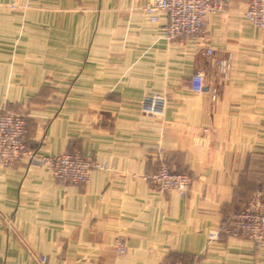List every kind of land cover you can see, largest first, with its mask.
Instances as JSON below:
<instances>
[{
	"label": "crops",
	"instance_id": "1",
	"mask_svg": "<svg viewBox=\"0 0 264 264\" xmlns=\"http://www.w3.org/2000/svg\"><path fill=\"white\" fill-rule=\"evenodd\" d=\"M13 1L0 0V106L26 113L37 153L107 166L65 185L26 161L0 165V264H253V243L226 232L264 191V31L244 17L250 0L210 15L203 39L175 40L165 12L146 17L149 0ZM146 95L167 97L162 115L141 111ZM163 161L191 175L186 194L154 187Z\"/></svg>",
	"mask_w": 264,
	"mask_h": 264
},
{
	"label": "built area",
	"instance_id": "2",
	"mask_svg": "<svg viewBox=\"0 0 264 264\" xmlns=\"http://www.w3.org/2000/svg\"><path fill=\"white\" fill-rule=\"evenodd\" d=\"M14 0L10 5L19 8ZM37 0H27L33 3ZM229 0H149L143 7L146 17L155 23L160 22L159 13L165 12L167 19L162 22V29L168 40L175 39H203L207 18L216 13H224ZM248 23L264 31V0H250L244 12ZM203 54L212 55L211 47L204 46ZM224 68L229 67V62H222ZM191 89L195 93L204 94L208 91L206 72L197 69L191 77ZM167 104L165 95H146L140 102V109L145 114L162 115ZM28 127L26 118L22 113L11 110L7 106L0 107V165L12 166L18 161H26L30 165L41 166L48 169L51 175L59 182L69 184L86 183L93 170L105 169L106 164L95 160L89 153L67 151L58 154H39L27 146ZM191 175L187 172L171 170L166 162L150 175L154 187L159 191H177L186 194L191 185ZM264 195L262 192L247 204L240 213L231 216L227 226L230 235H245L253 237L254 233L264 229ZM256 221L258 223L253 224ZM219 231L209 233V240L218 239ZM118 250H125L123 239L116 241ZM39 264H48L47 257L34 255ZM164 264H187L185 261H167ZM189 264V263H188Z\"/></svg>",
	"mask_w": 264,
	"mask_h": 264
},
{
	"label": "rangeland",
	"instance_id": "3",
	"mask_svg": "<svg viewBox=\"0 0 264 264\" xmlns=\"http://www.w3.org/2000/svg\"><path fill=\"white\" fill-rule=\"evenodd\" d=\"M31 3H26L24 5H22L21 7L22 8H30L31 7ZM3 106H7L8 107V103L7 104H4L0 107H3ZM13 111H17L19 113H22L25 118L27 117L26 113L24 112H20L18 110H15V109H11ZM27 123V122H26ZM28 137H29V128H28ZM28 140V139H27ZM27 146H28V142H27ZM29 149H31L32 151H36L34 149H32L31 147L28 146ZM78 151V150H77ZM37 152V151H36ZM64 152H67V151H64ZM79 152H82V151H79ZM63 153V152H61ZM83 153V152H82ZM41 155V154H40ZM180 172V171H179ZM189 174V173H188ZM190 175V174H189ZM192 179V178H191ZM192 182V180H191ZM165 192V191H163ZM259 192H262L263 195H264V191L263 190H258L257 192H255L253 194V196L242 206V208H240L239 210H237L235 213H240L242 210H244L246 207H247V204L257 195V193ZM179 193V192H178ZM181 194V193H180ZM234 213V214H235ZM260 214L262 216H264V210H261L260 211ZM253 224H256L257 222L254 221L252 222ZM257 226H258V223H257ZM219 231V230H218ZM226 231H227V227H226ZM228 233V232H227ZM255 235H253V237H250V236H245V235H238V236H235V235H230L232 237H237V238H244V239H248L250 240L252 243H253V256H252V260H253V264H264V229L261 228L260 229V232L258 233H254ZM219 237V236H218ZM214 241V240H213ZM208 242H212L209 240V236H208ZM118 250V249H117ZM119 252H123L121 250H118ZM185 261V263H189V264H202L199 260V257L197 255H193V256H189V257H180V258H171V257H164L162 258L160 261H159V264H164L165 262L167 261H173V262H176V261Z\"/></svg>",
	"mask_w": 264,
	"mask_h": 264
}]
</instances>
